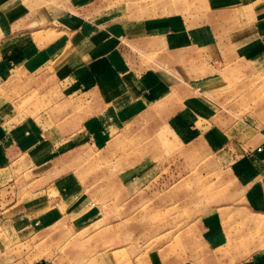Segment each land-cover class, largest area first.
Returning a JSON list of instances; mask_svg holds the SVG:
<instances>
[{
  "label": "crops",
  "instance_id": "1",
  "mask_svg": "<svg viewBox=\"0 0 264 264\" xmlns=\"http://www.w3.org/2000/svg\"><path fill=\"white\" fill-rule=\"evenodd\" d=\"M73 1L71 9L48 24L28 29L32 25L26 24L30 16L23 5L0 0V82L5 86L0 94L5 98L0 100V172L12 175L20 165L32 174L39 171L26 213L0 211L2 232L10 225L11 236L27 234L41 241L44 251L67 228L78 234L92 227L100 213L71 212L83 184L69 178L73 158L69 163L68 154H81L90 143L93 150L107 145L114 154L117 146L124 157H135L137 152L129 150L133 131L122 127L152 109L169 123L168 133L178 143L192 146L193 152L202 147L227 162L242 205L205 212L196 240L183 234L168 254L153 250L137 256L143 264H264V126L244 136V126L221 109L223 101L216 95L224 85L215 80L234 64L264 75V0H204L202 12L184 21L173 18L171 27L155 21L139 23V29L103 20L105 12L85 7L86 0ZM129 43L141 51L155 48L163 60L141 70V59L128 58L133 55ZM185 52L187 58L181 59ZM181 64L190 74L204 70L205 78L181 83ZM123 167L130 170L125 175L130 183L138 179L137 165ZM239 213L254 218H239L237 225L228 221L229 214ZM25 264L64 263L43 254ZM107 264L115 262L109 258Z\"/></svg>",
  "mask_w": 264,
  "mask_h": 264
},
{
  "label": "rangeland",
  "instance_id": "2",
  "mask_svg": "<svg viewBox=\"0 0 264 264\" xmlns=\"http://www.w3.org/2000/svg\"><path fill=\"white\" fill-rule=\"evenodd\" d=\"M13 1L19 2L29 12L26 24L32 26L28 29L33 25L41 27L48 24L66 8L71 9L74 2ZM86 4L85 7L94 11H104L103 20L130 23L132 29H139V23L154 24L155 21L171 27L173 18L184 21L186 17L202 12L204 0H86ZM136 37L140 38L139 35ZM126 47L133 53L128 58L133 61L141 59L140 64L144 67L141 70L155 68V63L163 60L156 56L155 48L141 51L130 43ZM141 54L143 60L137 58L139 56L134 57ZM187 56L186 52L180 54L181 59ZM137 65L139 67V63ZM213 66L218 68L219 62ZM236 66L241 67L238 69ZM188 71V67L181 64V83H187L189 77L196 76L195 82L205 78L202 69L192 74ZM216 76L215 80L219 82L222 79L224 85L222 94L217 90L216 95L219 103L221 99L223 101L220 107L233 115L237 124L244 126V136L248 129L264 126V75H253L250 67L234 64L221 76L218 73ZM4 87L0 82V94ZM2 99L5 98L0 97ZM155 112L147 109L139 119L122 127L133 131L132 144L128 148L137 152L135 157H124L117 146L114 154L107 152V145L102 150H93L90 143L83 145L81 154H68L69 163L73 158V167L67 170L68 176L83 184L78 198L80 202L72 203L71 212L96 211L100 213L98 222L78 234L67 228L64 236L44 251L39 247L41 241L29 239L27 234L11 236L7 231H11L10 225L5 224L3 230L6 233L0 227V264H25L43 254L55 256L64 264H107L109 258L115 264H143L142 256H137L140 251L160 250L168 254L178 247L183 234L195 239L198 222L205 212L241 206V190L234 183L227 162L219 154L209 153L202 147L193 152L192 146L178 143L168 133L169 123L162 120L161 114L155 116ZM157 116L158 121L155 120ZM134 164L140 168H135L139 177L130 183L125 176L130 170L123 166ZM18 167L13 169L12 175L0 172V211L5 213L26 211L25 202L38 188L33 181L39 171L32 174L23 171L24 166ZM50 192L54 198V187ZM71 198L68 197V202ZM65 206L66 203L59 205L63 211ZM239 218L252 220L254 217L249 213L228 215V221L236 225ZM13 219L17 221V217Z\"/></svg>",
  "mask_w": 264,
  "mask_h": 264
}]
</instances>
